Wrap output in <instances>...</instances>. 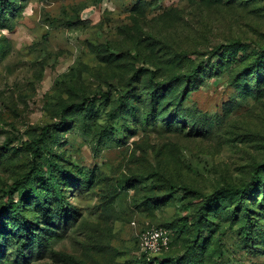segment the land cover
<instances>
[{"label":"rangeland","instance_id":"rangeland-1","mask_svg":"<svg viewBox=\"0 0 264 264\" xmlns=\"http://www.w3.org/2000/svg\"><path fill=\"white\" fill-rule=\"evenodd\" d=\"M0 213V264H264V0H0Z\"/></svg>","mask_w":264,"mask_h":264},{"label":"trees","instance_id":"trees-1","mask_svg":"<svg viewBox=\"0 0 264 264\" xmlns=\"http://www.w3.org/2000/svg\"><path fill=\"white\" fill-rule=\"evenodd\" d=\"M201 71H196L194 74L190 75L187 77L188 82H190L193 79H197L200 75ZM187 89L184 90V92L181 95V101L185 102L186 101V97H187ZM158 101H159V95L155 92H153L151 94V102H150V110H152L153 112H155L157 110L158 107ZM188 125H192V129H194L195 127V122L193 121H188ZM48 131V129L45 130V133ZM38 151H36L35 153H37ZM231 192H233V190H231ZM244 191L241 190H235V193L237 194V196L241 197V195H243ZM25 200H23L19 207L16 208V210L11 214V217L20 220V218L24 217L23 215H21V207L23 205ZM65 209H68L67 205H65ZM3 217V214L0 213V220ZM24 219V218H23ZM159 227H163V226H159ZM165 228V227H164ZM7 230V226H5V224L0 222V235L5 232ZM170 230V229H168ZM33 228L32 226H29L27 224H25L23 227L20 228H16V233L20 234L22 237H25L27 240H32L33 238ZM171 231V230H170ZM171 237H172V243H171V248L168 252H164L161 255L152 257V258H148L146 255L143 254V264H170V262H168V258L167 255L169 254V252L172 249L173 243H174V234L173 231H171ZM138 244V241H137ZM4 245V240H2V238L0 237V249L3 247Z\"/></svg>","mask_w":264,"mask_h":264},{"label":"built area","instance_id":"built-area-1","mask_svg":"<svg viewBox=\"0 0 264 264\" xmlns=\"http://www.w3.org/2000/svg\"><path fill=\"white\" fill-rule=\"evenodd\" d=\"M138 248L148 258L168 252L171 248V231L159 226H146L138 234Z\"/></svg>","mask_w":264,"mask_h":264}]
</instances>
